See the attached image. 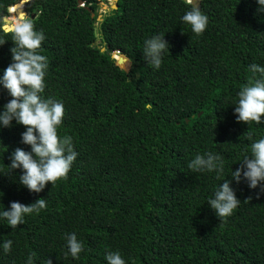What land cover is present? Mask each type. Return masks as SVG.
Masks as SVG:
<instances>
[{"label": "trees", "instance_id": "1", "mask_svg": "<svg viewBox=\"0 0 264 264\" xmlns=\"http://www.w3.org/2000/svg\"><path fill=\"white\" fill-rule=\"evenodd\" d=\"M21 1L0 0V76L15 46L4 18ZM116 4L101 14L98 0L26 1V18L45 36L41 95L63 103L58 135L71 136L78 155L66 180L30 192L19 182L23 169L8 166L16 148L31 151L21 142L26 128L15 120L0 127V212L12 201L47 204L15 229L0 216V264H27L32 253L34 264H108V252L126 264H264V193L230 174L264 139V117L248 126L234 112L239 90L254 83L249 65L264 67L262 6L202 0L209 22L196 36L181 20L186 0ZM13 8L9 27L21 17ZM158 34L169 51L155 69L142 50ZM118 51L133 60L129 72L117 65ZM11 99L0 85V111ZM207 153L221 158L220 175L189 169ZM225 179L241 202L220 221L207 201ZM72 233L84 245L79 259L65 255Z\"/></svg>", "mask_w": 264, "mask_h": 264}, {"label": "clouds", "instance_id": "2", "mask_svg": "<svg viewBox=\"0 0 264 264\" xmlns=\"http://www.w3.org/2000/svg\"><path fill=\"white\" fill-rule=\"evenodd\" d=\"M257 2L262 6L259 10L264 11V0ZM186 3L191 6V10L187 11L181 20L191 27L193 34L200 36L208 26V17L200 10L197 0H186ZM13 7H10L8 17L12 15ZM7 31L12 33L15 45L11 49L13 62L3 70L0 85L8 90L12 99L3 106V111H0V127H12L13 120L25 126L26 131L21 133V142L30 145L31 151L16 148L11 154V164L8 166L10 172L22 168L19 182L30 192L40 193L49 182L54 186L58 181L68 178L78 154L73 150L71 136L58 135V127L62 124L65 114L63 103L51 98L45 99L41 95L45 91L44 78L48 68L47 58L37 51L45 39L43 32L36 31L33 22L24 16ZM5 42L6 40H0V45ZM166 50L169 51V43L164 39V35L158 34L144 42L142 51L147 64L159 69ZM114 54L121 53L118 51ZM132 63L133 60L129 59L126 71H130ZM249 70L253 74L254 83L239 90V99L234 104L237 121L248 126L252 122L261 124L264 117V67L253 63L249 65ZM257 76L259 78H256ZM146 107L151 109L150 104ZM247 139L252 141L251 133L247 135ZM239 162L240 166L230 173L232 179L239 183L243 177L250 189L259 187L257 196L264 193V139L252 142L250 155H246ZM188 167L194 173L215 171L220 175L223 172L221 158L212 153H207L206 156L197 155ZM230 184L231 181L225 179L215 192L214 198L207 201L220 221L232 216L241 202ZM46 207V200L43 198L29 205L12 201L10 209L0 212V216L7 220V225L15 229L25 223L26 215L38 214ZM66 240L68 252L65 255L70 253L74 259H79L80 253L85 251L83 242L77 239L75 233L68 235ZM12 244V240L3 243L5 254L11 251ZM34 256L35 253H32L28 257L27 264H34ZM105 259L108 264H126L119 252H108ZM47 264H52L50 258Z\"/></svg>", "mask_w": 264, "mask_h": 264}, {"label": "water", "instance_id": "3", "mask_svg": "<svg viewBox=\"0 0 264 264\" xmlns=\"http://www.w3.org/2000/svg\"><path fill=\"white\" fill-rule=\"evenodd\" d=\"M27 0H22L21 2L15 4L14 6H18L21 5L22 6V10L20 11V13L18 14L19 16H27V13L25 12L24 8H25V4H26ZM201 1L202 0H197L198 6L200 7L201 5ZM116 2H118V0L115 1L114 5L112 8H117L118 5L116 4ZM82 3V2H81ZM92 16H95V13L92 14ZM98 20H101V15L98 17ZM5 21V25L4 28L7 30L9 27V24L11 23V20L9 19V17H5L4 18ZM113 56L116 58V63L117 65H119L122 68H127L128 65V60L129 58L124 56L123 54H119V56L117 54H113Z\"/></svg>", "mask_w": 264, "mask_h": 264}, {"label": "rangeland", "instance_id": "4", "mask_svg": "<svg viewBox=\"0 0 264 264\" xmlns=\"http://www.w3.org/2000/svg\"><path fill=\"white\" fill-rule=\"evenodd\" d=\"M116 0H98L101 8H100V12L101 14H104V12L106 10H108V8H111L113 7L114 3H115ZM98 42H100V40L98 39L97 40Z\"/></svg>", "mask_w": 264, "mask_h": 264}, {"label": "bare ground", "instance_id": "5", "mask_svg": "<svg viewBox=\"0 0 264 264\" xmlns=\"http://www.w3.org/2000/svg\"><path fill=\"white\" fill-rule=\"evenodd\" d=\"M20 8H22V6L21 5H18V6H15L14 8H13V10L15 11V15L19 18V15H18V13H17V10L18 9H20ZM18 21V20H17ZM16 21V22H17Z\"/></svg>", "mask_w": 264, "mask_h": 264}]
</instances>
